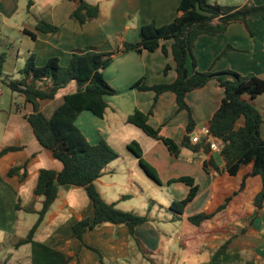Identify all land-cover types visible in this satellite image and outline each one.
Segmentation results:
<instances>
[{
	"label": "crops",
	"instance_id": "crops-1",
	"mask_svg": "<svg viewBox=\"0 0 264 264\" xmlns=\"http://www.w3.org/2000/svg\"><path fill=\"white\" fill-rule=\"evenodd\" d=\"M86 1L99 7L100 16L81 26L72 19L76 4L70 0H0V54H7L4 73L11 79L19 78L32 54L39 67L55 57L66 67L76 49L95 47L104 53L115 52L103 75L117 93L106 96L109 106L103 118L84 111L76 124L91 144L105 140L120 155L95 182L103 199L124 212L149 220L136 228L134 237L126 224L105 223L85 232L81 241L74 236L73 227L94 218L93 202L85 187H62L36 240L63 252L70 259L69 264H180L181 260L183 264H207L228 241L232 250L241 254L242 264H264V205L255 204L263 189L262 178L244 179V173L232 177L221 154L203 149L194 152L183 146L190 114L195 122L194 137L209 128L222 105L225 89L211 80L205 87L190 92L186 98L189 110L179 108L171 91L161 94L156 102L154 90L134 87L140 82L153 87L177 80L174 41H161L154 52H121L124 43L140 42L143 25L154 22L164 26L180 17L183 0ZM251 2L264 5V0H209L212 5L226 7H241ZM40 21L58 27V32H41L37 29ZM194 54L201 72L232 70L264 78V17L250 18L248 26L233 23L218 36H200ZM12 67L19 69L18 77L7 73L6 68L11 71ZM188 69L192 74L191 59ZM0 86L4 87L1 82ZM76 90L73 83L55 99L40 100L41 111L51 118L65 97ZM12 94L9 110L5 112L0 106V112L6 114L0 152L15 148L0 156V237L21 236L9 244L7 239L0 238V248H13L3 256L0 254V264H32L31 245L18 249L15 245L28 235L43 207L44 198L36 194L40 172L44 169L60 172L63 164L34 134L28 121L34 105L27 103L21 94ZM137 111L149 115L148 124L176 142L179 157L162 141L128 122ZM244 124L245 120L241 119L237 128ZM261 135L264 138V123ZM134 141L141 146L145 161L157 171L161 184L146 174L138 157L129 150ZM212 160L220 170L212 166ZM17 167L23 168L11 175ZM251 171L252 166L244 170ZM182 177L193 178L199 193L184 213L177 216L169 207L186 199L190 187L171 181ZM227 199L230 201L226 209L214 218L199 226L190 222L191 217L215 213Z\"/></svg>",
	"mask_w": 264,
	"mask_h": 264
},
{
	"label": "trees",
	"instance_id": "trees-1",
	"mask_svg": "<svg viewBox=\"0 0 264 264\" xmlns=\"http://www.w3.org/2000/svg\"><path fill=\"white\" fill-rule=\"evenodd\" d=\"M76 4L72 19L81 26L93 22L100 16V9L86 0H70ZM181 16L172 23L158 26L148 23L141 27L140 42L137 44L124 43L121 52L143 50L156 51L164 40H173V55L176 62L177 80L172 84H160L148 87L142 82L134 88L154 90L158 97L171 91L175 93L180 109H187V95L205 87L211 80H216L225 89V97L219 110L213 116L209 129L213 137L222 144L221 156L226 161L225 169L232 177L244 173V179L260 176L263 189L256 196L255 204L264 205V138L261 128L264 123L261 111L252 101L264 95V78L254 74H241L232 70L201 72L197 69V59L194 49L197 40L202 35L218 36L225 33L233 23L248 26V21L254 16L264 17V5L248 3L241 7H226L212 5L209 0H183L180 8ZM37 29L43 33H57L59 28L40 21ZM115 52L104 53L95 47L72 52V59L68 66L63 67L59 58L55 57L42 67L37 66L35 55L32 54L19 73V78L11 79L5 75L4 67L7 54H0V82L12 93L24 96L27 103L34 105V112L29 115L34 134L40 144L52 152L54 157L63 164V170L55 172L44 169L40 172L36 194L43 197V207L38 212V220L28 235L20 239L15 248L31 245L32 264H69L70 259L61 251L36 240V234L43 225L47 213L59 198L62 187H85L93 202L94 218L85 219L73 227L74 236L83 240L88 230H93L105 223L116 225L126 224L130 228L131 236H135L138 226L146 223L149 218L133 212H124L116 204L107 203L98 191L95 182L101 178L109 164L119 159L120 155L102 140L98 144H91L88 138L78 128L76 121L84 111H90L103 118L109 106L106 96L116 94L104 78L103 71L108 68ZM192 60L193 73L188 69V61ZM77 85L76 92L65 97L64 103L48 118L40 109V100H52L71 84ZM246 97L249 98L246 99ZM152 114V112H151ZM149 115L137 111L130 116L128 122L141 128L147 135L157 141H162L175 156L179 157V146L170 138H165L159 130L148 124ZM244 119L243 127L237 128L238 122ZM195 122L190 114L188 135L183 146L198 152L203 149L211 151L208 139L194 144L192 134ZM9 148L0 152L13 151ZM129 150L134 153L146 174L156 183L161 184L157 171L143 158V150L139 143L132 142ZM216 166L214 160L211 161ZM252 166L250 173L244 170ZM23 167L12 169L11 175L18 173ZM183 182L190 187L186 199L175 201L169 211L182 215L186 207L196 198L199 186L191 177H182L171 181ZM230 199L221 205L213 214H201L190 218V222L199 226L206 220L214 218L226 209ZM242 264L243 259L238 251L232 250L231 241L226 242L213 255L207 264Z\"/></svg>",
	"mask_w": 264,
	"mask_h": 264
},
{
	"label": "rangeland",
	"instance_id": "rangeland-1",
	"mask_svg": "<svg viewBox=\"0 0 264 264\" xmlns=\"http://www.w3.org/2000/svg\"><path fill=\"white\" fill-rule=\"evenodd\" d=\"M19 68V67H18ZM18 70H15L14 67H12L11 71H9L7 68H6V71L7 73H11L13 74L14 76H17L18 77ZM76 85V84H75ZM0 90L3 91V94L0 95V106H1V110H4L5 112L9 110V106L11 107V96L13 95L10 91H8L5 87H2L0 86ZM18 98V97H17ZM246 99L249 100L248 97H246ZM254 103V105L261 111L263 117H264V96L262 98H260L259 100H255V101H252ZM14 108H15V105H14ZM0 112V146L2 144V136L4 135V124H5V117H6V114L5 112ZM17 237L13 236V235H7V236H2L1 235V240H4V239H7V243H11L15 238H18L19 236H21L20 234L16 235ZM11 245V244H10ZM10 245H7V246H10ZM29 248V246H27ZM30 249V248H29ZM11 252L13 251V248L11 247L10 249L8 248H5V246H1L0 248V254L5 255L7 254L8 252ZM23 253V252H22ZM0 258L2 259V257L0 256ZM180 264H183V260H181V263ZM232 264H235V263H232Z\"/></svg>",
	"mask_w": 264,
	"mask_h": 264
},
{
	"label": "built area",
	"instance_id": "built-area-1",
	"mask_svg": "<svg viewBox=\"0 0 264 264\" xmlns=\"http://www.w3.org/2000/svg\"><path fill=\"white\" fill-rule=\"evenodd\" d=\"M1 93H2V91H0V94ZM203 139H208V144L210 145L211 151L213 153L221 154V152H222V144H221V142L217 138H215V137H213L211 135L209 128H204L199 133H197L193 137V143L194 144H198Z\"/></svg>",
	"mask_w": 264,
	"mask_h": 264
}]
</instances>
